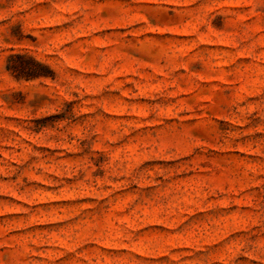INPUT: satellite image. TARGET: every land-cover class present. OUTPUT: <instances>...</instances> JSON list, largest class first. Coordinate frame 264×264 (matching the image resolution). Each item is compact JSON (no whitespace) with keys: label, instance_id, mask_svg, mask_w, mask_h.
<instances>
[{"label":"rangeland","instance_id":"374dc122","mask_svg":"<svg viewBox=\"0 0 264 264\" xmlns=\"http://www.w3.org/2000/svg\"><path fill=\"white\" fill-rule=\"evenodd\" d=\"M0 264H264V0H0Z\"/></svg>","mask_w":264,"mask_h":264},{"label":"trees","instance_id":"16d2710c","mask_svg":"<svg viewBox=\"0 0 264 264\" xmlns=\"http://www.w3.org/2000/svg\"><path fill=\"white\" fill-rule=\"evenodd\" d=\"M11 58H16L18 60L17 63L7 64V69L15 76V77H24L26 79L38 77V76H46L51 74L48 66L35 59L30 55L25 54H13L9 56Z\"/></svg>","mask_w":264,"mask_h":264}]
</instances>
